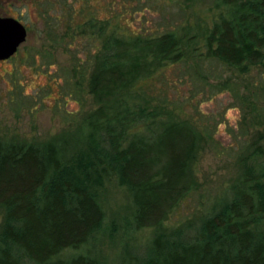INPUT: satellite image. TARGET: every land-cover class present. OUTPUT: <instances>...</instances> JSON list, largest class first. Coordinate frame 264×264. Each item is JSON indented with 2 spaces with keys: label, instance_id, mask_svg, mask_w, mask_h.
Returning a JSON list of instances; mask_svg holds the SVG:
<instances>
[{
  "label": "trees",
  "instance_id": "1",
  "mask_svg": "<svg viewBox=\"0 0 264 264\" xmlns=\"http://www.w3.org/2000/svg\"><path fill=\"white\" fill-rule=\"evenodd\" d=\"M220 2L226 10L212 25L206 54L239 71H264V0ZM115 29L90 79L100 106L88 120L86 151L65 160L52 142L0 139V264H99L89 253L64 252L79 250L102 228L97 189L108 176L132 190L135 230L160 225L193 189L195 130L121 99L183 62V41L172 30L123 36ZM71 42L70 55L78 56ZM250 159L259 162L246 167L243 186L199 220L157 233L136 264H264V147Z\"/></svg>",
  "mask_w": 264,
  "mask_h": 264
},
{
  "label": "rangeland",
  "instance_id": "2",
  "mask_svg": "<svg viewBox=\"0 0 264 264\" xmlns=\"http://www.w3.org/2000/svg\"><path fill=\"white\" fill-rule=\"evenodd\" d=\"M225 10L220 0H0V16L19 18L28 30L17 52L0 60V139L52 142L65 160L87 150L88 120L100 106L90 79L114 27L123 36L172 30L183 41V62L121 99L195 130L191 193L160 225L135 230L133 192L116 175L108 176L97 189L105 212L102 228L64 255L81 252L99 264H136L157 233L202 218L243 186L244 170L259 162L249 155L264 147V71H239L206 54L207 36ZM70 40L78 56L70 55ZM4 213L0 207V229Z\"/></svg>",
  "mask_w": 264,
  "mask_h": 264
},
{
  "label": "water",
  "instance_id": "3",
  "mask_svg": "<svg viewBox=\"0 0 264 264\" xmlns=\"http://www.w3.org/2000/svg\"><path fill=\"white\" fill-rule=\"evenodd\" d=\"M27 36V27L19 18L0 16V60L10 59Z\"/></svg>",
  "mask_w": 264,
  "mask_h": 264
}]
</instances>
